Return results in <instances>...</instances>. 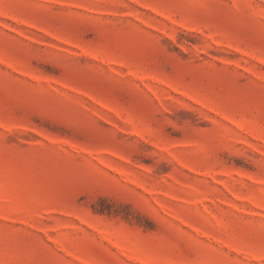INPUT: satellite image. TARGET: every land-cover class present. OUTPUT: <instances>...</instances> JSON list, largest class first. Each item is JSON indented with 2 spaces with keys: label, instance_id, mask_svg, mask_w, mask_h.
<instances>
[{
  "label": "rangeland",
  "instance_id": "rangeland-1",
  "mask_svg": "<svg viewBox=\"0 0 264 264\" xmlns=\"http://www.w3.org/2000/svg\"><path fill=\"white\" fill-rule=\"evenodd\" d=\"M0 264H264V0H0Z\"/></svg>",
  "mask_w": 264,
  "mask_h": 264
}]
</instances>
